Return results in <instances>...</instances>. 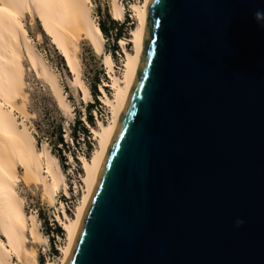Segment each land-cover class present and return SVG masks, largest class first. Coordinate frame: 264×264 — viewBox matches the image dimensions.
Masks as SVG:
<instances>
[{"label":"water","instance_id":"95a60500","mask_svg":"<svg viewBox=\"0 0 264 264\" xmlns=\"http://www.w3.org/2000/svg\"><path fill=\"white\" fill-rule=\"evenodd\" d=\"M257 9L264 0H147L138 63L64 264H264Z\"/></svg>","mask_w":264,"mask_h":264},{"label":"bare ground","instance_id":"6f19581e","mask_svg":"<svg viewBox=\"0 0 264 264\" xmlns=\"http://www.w3.org/2000/svg\"><path fill=\"white\" fill-rule=\"evenodd\" d=\"M147 0L132 2L136 24L130 29L129 43L132 50L126 49V42L118 44L124 53L122 76L114 72L112 58L104 53L105 39L95 18L92 16L91 0H0V264H38L37 250L33 245L47 244V237L39 229L40 221L35 212L27 213L23 197L17 185H33L42 189V198L49 205L57 203L56 193L62 190L68 195V184L58 158L46 143L38 148L35 138L24 119L16 113L32 117L26 109L27 92L25 79L26 61L29 70L42 79L50 89L56 103L64 112L72 113V106L66 98L56 72L37 50L29 35V25L39 23L43 35L65 61L72 76L70 83L82 100L89 97V90L81 79L80 42L86 40L96 55L102 56V64L107 70L109 83L104 86L112 89L109 95L101 85L99 100L110 108L107 122L97 119L96 126H89L97 140V147L91 157H78L84 174L81 182L83 193L73 216H68L62 202L55 221L66 233V243L59 248L58 260H47L45 264H64L69 254L84 198L94 182L109 138L119 116L126 93L133 78L140 53L141 37L144 29L145 6ZM112 19L124 18V6L120 0H108ZM36 34V40L44 37ZM21 170V172H20ZM19 262L17 263L14 259Z\"/></svg>","mask_w":264,"mask_h":264},{"label":"rangeland","instance_id":"374dc122","mask_svg":"<svg viewBox=\"0 0 264 264\" xmlns=\"http://www.w3.org/2000/svg\"><path fill=\"white\" fill-rule=\"evenodd\" d=\"M142 1L143 0H120L124 6V18L121 21H117L112 19L109 13L110 6L108 0H91L92 16L95 18L96 22H103L108 29L110 28L108 23L109 20H114L116 26H122L123 33L120 39L125 40L126 49L131 51L132 44L129 43L127 39L129 38L130 29L136 24V18L129 6L132 2ZM107 14L109 15V19H107ZM29 22V18H26L25 23L33 44L48 62L50 67L56 72L66 98L72 106V113L64 112L59 109L47 84L42 79L37 78L35 73L29 70L28 63L24 61L27 92L26 109L28 113L33 116L23 118L21 114L16 113L17 118L24 119L25 124L35 138V145L38 148L41 147L42 143H46L54 155L60 156L58 157V161L60 166L61 164L64 165V167L61 166V168L65 174L69 192L66 196L62 190L57 191V203L49 205V203L42 198V189L40 187L33 185L26 186L22 183L17 185V190L20 196L23 197L25 211L27 213H36L40 221L39 229L48 239L46 245H33L37 250V263L45 264L47 260L60 259L61 252L59 248L66 243V233L55 221V215L61 210L59 203H63L67 215L71 217L83 193L84 185L81 182V177L84 171L78 157L83 155L89 159L98 145L95 136L91 133L85 122L88 123L89 126L95 127L97 119L103 122L109 120L110 108L99 100V94H101L99 88L102 85L109 95H111L113 91L109 87L104 86V84L109 83L110 80L107 76V70L102 64V56L96 55L89 43L86 40H82L79 50L81 79L89 90V97L86 100H82L81 92H77L75 87L70 83L72 76L65 65V61L50 43L49 37L43 35L38 22L31 25L28 24ZM39 32H42L44 37L41 41L36 40V34ZM114 32L115 30L111 29L107 36L102 33L105 39L104 53H107V55L112 58L114 72L122 76L125 56L118 44L120 39L117 41L114 39ZM115 46H117V48L113 50ZM97 82H99L96 87L98 96L94 98L91 93V87ZM91 103L94 106L90 112L93 118V124H90L86 118V115H88L86 106ZM96 108L99 111H97ZM77 119L87 128L89 137H85L81 134L79 127L75 124ZM59 131L61 132L64 145L57 144L56 142ZM72 132L76 133L77 141L73 140ZM43 219H45L47 223H43ZM55 227H59L62 233L56 234L53 230ZM48 229L49 234L47 235L46 230L48 231ZM53 250H57V253H54ZM14 261L19 263L16 258Z\"/></svg>","mask_w":264,"mask_h":264},{"label":"trees","instance_id":"16d2710c","mask_svg":"<svg viewBox=\"0 0 264 264\" xmlns=\"http://www.w3.org/2000/svg\"><path fill=\"white\" fill-rule=\"evenodd\" d=\"M107 19H109V15H108V14H107ZM108 23H109V25H110V28H109V29L105 26V24H104L103 22H100V21L97 22V24H98L100 30L102 31V33H103L105 36L108 35V33H109V31H110L111 29L115 30V32H114V39L117 41L118 39H120V38L122 37L123 27L120 26V25H119V26H116V22H115L114 20H109ZM116 48H117V46H115L113 50H115ZM98 84H99V82L94 83L93 86L91 87V93H92V95H93L94 98H96V97L98 96V91H97V89H96V87L98 86ZM86 108H87V114H88V115H86V118H87V120H88V122H89L90 124H93V118H92V115L90 114V112H91V110L94 108V106H93V104L91 103V104H88V105L86 106ZM96 110H97V108H96ZM97 111H99V110H97ZM75 124H76L77 127H79L80 132H81V134H82L83 136H85V137H89V136H88L89 133H88L87 128H85V127L83 126V124H82V122H81L80 120L77 119V120L75 121ZM74 127H75V126H74ZM72 138H73L74 141H77V136H76V133H75V132H72ZM56 142H57V144L64 145L63 138H62V136H61V132H60V131L58 132V136H57V140H56ZM54 144H55V143H54ZM55 156H56V155H55ZM56 157L58 158V157H60V156H56ZM61 166L64 167L63 164H61ZM43 223H47L45 219H43ZM49 229H50V228H49ZM49 229H48V231L46 230L47 235L49 234ZM53 230H54V232H55L56 234L62 233V230H61L59 227H55V229H53ZM53 252H54V253H57V250H53Z\"/></svg>","mask_w":264,"mask_h":264},{"label":"clouds","instance_id":"9594fccd","mask_svg":"<svg viewBox=\"0 0 264 264\" xmlns=\"http://www.w3.org/2000/svg\"><path fill=\"white\" fill-rule=\"evenodd\" d=\"M254 19L257 22V24L261 27H264V9H257L253 13ZM237 226L243 224L242 220H237Z\"/></svg>","mask_w":264,"mask_h":264}]
</instances>
